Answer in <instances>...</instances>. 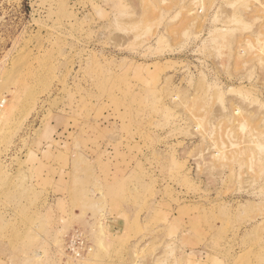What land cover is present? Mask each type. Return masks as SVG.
Instances as JSON below:
<instances>
[{
  "label": "rangeland",
  "instance_id": "1",
  "mask_svg": "<svg viewBox=\"0 0 264 264\" xmlns=\"http://www.w3.org/2000/svg\"><path fill=\"white\" fill-rule=\"evenodd\" d=\"M0 264H264V0H0Z\"/></svg>",
  "mask_w": 264,
  "mask_h": 264
},
{
  "label": "built area",
  "instance_id": "2",
  "mask_svg": "<svg viewBox=\"0 0 264 264\" xmlns=\"http://www.w3.org/2000/svg\"><path fill=\"white\" fill-rule=\"evenodd\" d=\"M80 236L79 234L75 235L68 241V247L71 249L72 255L76 257L81 256L84 252V242Z\"/></svg>",
  "mask_w": 264,
  "mask_h": 264
},
{
  "label": "bare ground",
  "instance_id": "3",
  "mask_svg": "<svg viewBox=\"0 0 264 264\" xmlns=\"http://www.w3.org/2000/svg\"><path fill=\"white\" fill-rule=\"evenodd\" d=\"M6 100H2V104L5 103Z\"/></svg>",
  "mask_w": 264,
  "mask_h": 264
}]
</instances>
